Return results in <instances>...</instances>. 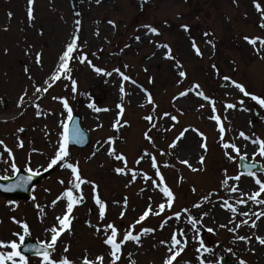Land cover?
Segmentation results:
<instances>
[{"label": "rangeland", "instance_id": "rangeland-1", "mask_svg": "<svg viewBox=\"0 0 264 264\" xmlns=\"http://www.w3.org/2000/svg\"><path fill=\"white\" fill-rule=\"evenodd\" d=\"M256 3L264 10V0H34L31 5L29 0H0V140L4 142L0 178L13 176L17 169H50L30 199L13 201L0 195V241L20 244L16 234L23 235L22 224L27 223L25 236L48 243L55 227L63 230L53 258L67 257L73 264L87 258L101 264L97 258L103 256L102 264H112L110 246L104 242L111 235L106 227L111 224L118 231L117 243L128 230L140 235L139 243L122 244L115 264H164L180 249L173 264H222L224 259L227 264H264V244L257 239H264V203L249 199L260 192L255 181L264 184V171L249 176L238 166L244 157L264 170L258 143L264 141V107L251 99V95L264 99V50L256 51L259 41L254 47L244 39L264 38L260 26L264 15ZM29 7L34 18L28 16ZM151 27L160 34H153ZM76 37L77 51L69 61L71 79L61 73L59 80H53L59 57ZM161 44L171 48L175 60L166 58L167 49ZM36 53H41L40 64L35 62ZM123 64L126 68L119 69ZM93 66L102 71L97 73ZM181 70L186 77H179ZM120 73L130 80L124 81ZM237 83L250 95L244 96ZM36 87L41 88L39 93ZM181 92L188 94L182 97ZM65 99L90 135L84 148L68 145L67 162L78 164L85 181L79 189L75 174L63 162L48 167L63 139L64 125L70 122ZM229 104L235 107L228 108ZM149 115L154 117L151 122L145 119ZM217 115L219 121L212 118ZM224 143L236 144L240 153L224 149ZM112 149L124 156L126 166L109 154ZM117 167H124L126 174L116 173ZM237 175L239 181L228 179ZM225 179L228 185L222 183ZM232 183L242 186L241 194L232 193ZM165 186L174 195L171 208L160 191ZM69 189L78 203L64 228L57 217L68 215L64 193ZM97 194L107 205L103 219ZM256 200H264V192ZM149 208L147 218L137 224ZM189 218L198 221V232ZM144 228L154 231L144 233ZM173 235L181 244L173 247ZM25 256L29 264H43L42 256Z\"/></svg>", "mask_w": 264, "mask_h": 264}, {"label": "snow or ice", "instance_id": "snow-or-ice-1", "mask_svg": "<svg viewBox=\"0 0 264 264\" xmlns=\"http://www.w3.org/2000/svg\"><path fill=\"white\" fill-rule=\"evenodd\" d=\"M97 3H100V0H96ZM32 3H34V0H29V4L31 5ZM255 7L258 11H261L262 12V15H264V10L261 9V5L259 3H256L255 4ZM28 16L29 18H34L33 17V10L31 7H29L28 9ZM77 25H79V21L76 22ZM109 23H112L114 25V22L112 21H109ZM261 27H264V24L260 25ZM185 31H188V26L185 25L183 26ZM150 31L153 33V34H156V35H159L160 33L158 32V30L155 28V27H151L150 28ZM205 36H208L210 35L209 33H204ZM76 39H78V37L74 38L72 40V42L68 43L66 45V50L62 53V55L59 57V63H58V67L55 71V74L52 76V79L53 80H59L61 78V73L64 74V76L68 79H71V76L69 75L71 69L69 68V61H71L73 59V53L77 51V44H76ZM136 40H139L140 37H135ZM244 39L252 46H256L257 45V42L259 41V44H260V48H256V51L257 52H260L261 50H264V38H249V37H244ZM208 43H212L211 41H208ZM160 47L162 48H165L167 49V52H166V58L169 59V60H175V57L171 54L172 50L171 48L167 45V44H161L159 45ZM214 46V45H213ZM193 47L195 48V52L197 55H200V49L198 47L195 46V42L193 41ZM37 64H40L41 63V53H36V61H35ZM81 63L83 62V59H81L80 61ZM89 64H91V61H88ZM94 67V70L97 72V73H100L102 71V69L98 68V67ZM177 67L180 68L182 67L179 62L177 61ZM213 67H215L213 65ZM117 71L119 72V70L117 69ZM107 75H111V73H106ZM120 75L122 76L123 80L124 81H128L130 80V77H128L127 75H124L123 73H120ZM179 77H186V73L184 71H179L178 73ZM225 79H228L227 77H225ZM133 84L136 83V81H131ZM73 83V88L75 90V85H76V82L73 80L72 81ZM200 87V85H196V88L198 89ZM235 87L238 88L240 90L241 93H243L244 96H249L250 93H248L244 87L240 84H235ZM44 91H47V88H44L43 89ZM35 91L37 93H39L41 91V88L40 87H36ZM120 91L123 93L125 91L124 87L122 86L120 88ZM188 93L187 92H181L180 93V96H186ZM25 95H27V93H25ZM202 95V94H201ZM205 100L208 99L207 96H204L203 97ZM149 103H153V100H152V97L151 95L149 94L148 97H147ZM251 99L253 101H256L258 104H260L262 107H264V99H261L255 95H251ZM21 101H23V97H21ZM241 103H243V101H241ZM63 106L67 109V119L69 121H71L73 119V116H72V109L71 107L69 106L68 104V101L65 99L63 101ZM90 107L92 105H89ZM201 107H203V105H201ZM228 108H233L235 107L234 105L232 104H229L227 105ZM96 111H100L99 108L96 109ZM123 112V107L121 106V113ZM164 115L166 116H170V114L168 113H165ZM213 119H215L216 121H219L220 120V116H214L212 117ZM146 120H148L149 122L153 121L154 117L152 115H149V116H146L145 117ZM170 119L175 121L176 120V117L175 116H170ZM119 123V121L117 122ZM153 127H155V125L153 124L152 125ZM20 131H24L23 129H20ZM220 133H224L225 132V128L221 125L220 129H219ZM69 129H68V125L65 124L64 125V133H63V139L62 141L59 142V145H58V149H57V152L54 156V158H52L50 160V163L48 165L49 168H52L54 165H57L58 163H61L63 162V166L67 169H70L72 173L75 174V180L77 181L75 183V188L76 189H79L81 187V184L85 183V181L81 178L80 174H79V169H78V164L74 165L73 163H70V162H67V158H69L70 156V153L68 151V145H69ZM203 135V134H201ZM145 136L147 139L151 140V137L147 135V133H145ZM240 136H245V134L243 132L240 133ZM179 139V138H178ZM245 139H248V137H245ZM76 143H81L83 142V137L80 135L79 133V130H77V134H76V140H75ZM256 142V141H254ZM3 141L0 140V145H3ZM261 147H260V151H259V154L264 156V141H259L258 142ZM176 144L174 143L173 145H171V147H175ZM20 147H23V143L21 142L20 143ZM201 147L206 151L207 150V146L206 144H204L202 142L201 144ZM223 147L224 149H231L233 152H235L236 154H239L241 149L239 147H237L236 144L232 143H224L223 144ZM9 152H11L10 149H8ZM110 155H114L115 156V159L116 160H119V161H123L125 166L127 165V161L126 159L124 158L123 155H119V154H116L115 152V149H112L110 152H109ZM226 155L228 156L229 159H233L234 157L226 152ZM143 157H141L142 159ZM13 161H14V158H13ZM151 162H152V165L153 167L156 166V162H155V157H151ZM137 163H139V161H137ZM182 163H186L187 164V161H182ZM200 164L203 165L204 164V157L201 156L200 158ZM190 168H191V165L189 164L188 165ZM13 167L15 168V163L13 162ZM31 171V169H29ZM193 171H197V170H200V169H192ZM18 171V169H17ZM115 172L116 173H119V174H126L125 173V168L124 167H117L115 169ZM39 173H36V175H38ZM156 175H160L159 173V170L157 169V172L155 173ZM249 176H253L255 175L254 173L252 172H249L248 174ZM133 177H135V173H133ZM4 179H7V177H3ZM146 180L148 179H151V177H148L145 175L144 177ZM29 181L32 179V177H28L27 178ZM160 179L161 181L164 179V177L162 175H160ZM228 179H234L236 181H239L240 179V176L237 175L236 177L234 178H228ZM228 179H225L222 183L224 185H228ZM61 183H63V181H61ZM255 183L257 185H261L260 187V192H264V184H261V181L259 179H257L255 181ZM8 190H11V189H8ZM95 191V189H93ZM161 192H163L164 196L167 197V201H168V207L171 208L172 206V201L174 200V195L172 193V191L167 187H163L160 189ZM193 191H195V189L193 188ZM231 191L235 192L237 191L236 187H232ZM260 192H256L254 195L250 196L249 199L251 200H254L256 201L257 203H264V200H256V197L260 195ZM64 195L67 197V200H68V203H67V213L68 215H64L63 218H60V217H57V220L59 221V224L64 226V228H67L69 225H70V220H69V215L72 213L73 211V206L75 204L78 203V199L76 196H74L73 194V191L71 189L67 190ZM79 200L82 201L83 200V195L81 194L80 197H79ZM95 202L97 205H99V217L101 219L104 218L105 216V213H106V208H107V205L106 203L100 199L99 195L97 194L96 197H95ZM242 201H237V203H241ZM246 202V201H245ZM55 203V202H54ZM194 207H200V205H194ZM164 208V205L161 204L160 205V209L163 210ZM149 211H151V208H149L148 211H146L141 217L139 220L136 221L137 224L141 223L144 219L147 218L148 214H149ZM187 211V210H185ZM230 211L232 212H235L236 209L234 207H231L230 208ZM156 215H160L159 212H156L155 213ZM176 218L179 219L180 217V213H176ZM204 215H207V213H205ZM243 215H248L247 212L243 213ZM19 223V222H17ZM166 223V222H165ZM188 223L192 226L193 229H195L197 232L199 231V229L196 228V225L198 223V221L195 219V218H189L188 220ZM244 223H247V221H244ZM107 228H110L111 229V235L108 236L106 239H105V244L106 245H109L110 246V257H111V260H112V264H115L116 261L120 260V253H121V246L122 244H125L129 241L131 242H135V243H139L140 242V235L137 234V235H134L133 234V231L131 230H128L126 231L120 242L117 243V236H118V231L117 229L109 224L106 226ZM252 227H255V224L252 225ZM132 229L135 228V225H132L131 226ZM22 230H23V235L21 234H16L19 236V240L21 242L24 241L25 239V235H27L29 233V225L27 223H23L22 224ZM63 229H61L60 231H62ZM231 231H235V229H230ZM60 231L57 230V228H52L51 229V232L54 233L53 235H51V239H50V242L48 243H45L44 245H42L41 247L39 248H36L35 251L38 255H42V259H43V264H73V261H70L67 257H64L62 259L60 258H53L50 253H49V249L51 250H55V246L57 244V238L58 236L60 235ZM97 231H99V229H97ZM154 231L153 229H150V228H144L143 229V232L144 233H149V232H152ZM208 232H212L213 229L209 228L207 229ZM181 236H183V232H181ZM195 238V237H194ZM240 240H246L247 237H243V236H240L238 237ZM257 239H259V242L261 244H264V239H261L259 237H257ZM171 241H172V245L173 247L175 245H179L181 244V240L180 239H177L175 235H173L171 237ZM163 243V242H162ZM184 243L186 244L187 243V240L184 241ZM200 246L201 248H204V242L203 240L201 239L200 240ZM0 248H6V249H10L9 251L7 252H4V251H0V264H29V260L28 258L25 256V255H22L21 251L19 250L20 249V245L16 242V241H11V242H3V241H0ZM68 249L65 248L64 251L66 252ZM183 249H180L179 251H176L170 258L166 259L164 264H173V261L176 259V257L178 255H180V251H182ZM205 251H207L208 249H204ZM169 252H173V248L170 247L168 249ZM199 251V249H198ZM101 264L104 260V257L103 256H100L97 258ZM84 264H93V261L91 260H88L87 258H85L84 260ZM240 264H245L244 261H241Z\"/></svg>", "mask_w": 264, "mask_h": 264}, {"label": "water", "instance_id": "water-1", "mask_svg": "<svg viewBox=\"0 0 264 264\" xmlns=\"http://www.w3.org/2000/svg\"><path fill=\"white\" fill-rule=\"evenodd\" d=\"M69 129V144L74 145L79 148H84L90 143L89 132L82 126V119L79 115H74L70 124ZM79 130L80 135L83 137V142L76 143V134ZM239 167L243 174H249V172H254L255 170H260V165L257 163H250L246 161L243 157L240 158ZM49 174V171L39 173L36 175L34 172H29L26 170H19L13 178L0 179V195L6 198H11L15 201L21 199H30L32 196L33 188L43 181ZM32 177L29 181L27 178ZM11 189V190H8ZM45 243L39 242L37 239H31L30 237H25L24 241L20 245V251L23 254L36 256L38 255L35 251L36 248L41 247ZM53 250L49 249L51 254ZM84 264V263H82ZM223 264H227V260L223 261Z\"/></svg>", "mask_w": 264, "mask_h": 264}, {"label": "bare ground", "instance_id": "bare-ground-1", "mask_svg": "<svg viewBox=\"0 0 264 264\" xmlns=\"http://www.w3.org/2000/svg\"><path fill=\"white\" fill-rule=\"evenodd\" d=\"M251 148H252V145H249V149H251ZM232 187H236V189H237V191H235V192L232 191L233 194H235V193L241 194L242 193V186L239 183H234V184L232 183Z\"/></svg>", "mask_w": 264, "mask_h": 264}, {"label": "trees", "instance_id": "trees-1", "mask_svg": "<svg viewBox=\"0 0 264 264\" xmlns=\"http://www.w3.org/2000/svg\"><path fill=\"white\" fill-rule=\"evenodd\" d=\"M120 68H126V67H125V65L123 64V65H120L119 69H120ZM137 84L143 86L142 84H140V83H138V82H137ZM75 111H76V110H75ZM74 113H76V112H74Z\"/></svg>", "mask_w": 264, "mask_h": 264}]
</instances>
